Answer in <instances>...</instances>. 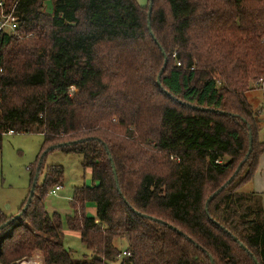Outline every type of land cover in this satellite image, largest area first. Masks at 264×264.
<instances>
[{"label": "trees", "instance_id": "1", "mask_svg": "<svg viewBox=\"0 0 264 264\" xmlns=\"http://www.w3.org/2000/svg\"><path fill=\"white\" fill-rule=\"evenodd\" d=\"M45 1L19 0L18 33H0V149L11 129L43 134L32 186L47 148L77 140L56 148L91 169L66 219L88 252L73 257L45 209L64 172L51 165L0 228V260L264 264V192L243 189L264 151L247 96L264 83V0ZM13 217L0 208V225Z\"/></svg>", "mask_w": 264, "mask_h": 264}, {"label": "rangeland", "instance_id": "2", "mask_svg": "<svg viewBox=\"0 0 264 264\" xmlns=\"http://www.w3.org/2000/svg\"><path fill=\"white\" fill-rule=\"evenodd\" d=\"M145 7L149 0H137ZM45 10L53 11V0L45 1ZM256 93H255V92ZM252 94L257 100L264 101V83L262 87L255 88ZM260 107V106H258ZM264 132V130H263ZM44 136L39 132H15L4 133L2 147L0 149V208L7 214L17 215L22 203L29 194L31 188V171L38 155L41 153ZM51 165L63 166L62 188L57 194H51L49 190L44 197L45 209L49 213L58 212L63 222L64 236L62 242L66 248L73 252V257L80 258L88 252L82 243L80 233L77 230L69 229L67 217L73 212L70 200L74 195V189L81 185H93L94 180L90 168L82 164V155L78 153L65 152L60 148L52 149L44 159V166L38 177V184L41 185L45 178L47 169ZM248 184L243 186L247 188ZM53 186V185H52ZM86 214L96 216V204H86ZM117 246H125L124 239H115ZM122 247V248H123ZM43 253L35 250L30 256L32 262L43 261ZM121 259L117 261L120 262Z\"/></svg>", "mask_w": 264, "mask_h": 264}, {"label": "built area", "instance_id": "3", "mask_svg": "<svg viewBox=\"0 0 264 264\" xmlns=\"http://www.w3.org/2000/svg\"><path fill=\"white\" fill-rule=\"evenodd\" d=\"M19 0H16L15 4L7 10L5 3L3 0H0V33L7 32L10 34H17L20 26L19 16L16 11V4ZM180 64V63H179ZM3 69L0 67V81L2 78ZM261 82L264 81L263 78L259 79ZM7 133H14V130H9ZM62 188V184H57L50 189L51 194H57L58 191ZM130 255V252L127 250H123L122 256ZM0 264H4L0 260ZM13 264H42V261H34L31 259H21L17 260Z\"/></svg>", "mask_w": 264, "mask_h": 264}, {"label": "crops", "instance_id": "4", "mask_svg": "<svg viewBox=\"0 0 264 264\" xmlns=\"http://www.w3.org/2000/svg\"><path fill=\"white\" fill-rule=\"evenodd\" d=\"M253 90L255 89L249 90L247 92V96L249 100L251 101V103L254 105V107L262 108V112L260 114V121L258 125L260 128L259 137L261 140L264 141V132H263L264 130V101L257 100L256 96L253 97L254 96V94H252ZM249 182H250V185L249 186L247 185V188L245 190H254L258 192H264V151L259 156L258 167L254 173L253 178Z\"/></svg>", "mask_w": 264, "mask_h": 264}, {"label": "water", "instance_id": "5", "mask_svg": "<svg viewBox=\"0 0 264 264\" xmlns=\"http://www.w3.org/2000/svg\"><path fill=\"white\" fill-rule=\"evenodd\" d=\"M151 10H152V4L150 3V6H149V13L151 12ZM149 28H151V24H149ZM158 80H159V82H160V75H159V77H158ZM250 139H251V141H250V145H252V137H250ZM77 140H75V141H71V142H62V143H59V144H57V145H51V146H49L48 148H47V150L45 151V152H47L48 150H50V149H54V148H56V147H60V146H63V145H68V144H70V143H73V142H76ZM250 150H251V147H250ZM239 168H240V166H239ZM238 171V170H237ZM236 171V172H237ZM114 172L116 173V170L114 169ZM38 176H39V172H37L36 173V176H35V181L33 182V184H32V186H31V189H30V194H29V197H28V199H27V204H26V206L23 208V211H25L26 209H27V207H28V205H29V203L32 201V198H33V195H34V192H35V186H36V181H37V179H38ZM234 176H232L230 179H228V181H227V183H230L231 182V180H232V178H233ZM226 183V184H227ZM226 184H224L221 188H219L217 191H215L213 194H211L210 196H209V198H208V200H207V205L209 204V202L225 187V185ZM20 215H21V213H18L17 215H15L12 219H10V220H8L6 223H4V224H2V225H0V228H3L5 225H7V224H9L13 219H15V218H18V217H20Z\"/></svg>", "mask_w": 264, "mask_h": 264}]
</instances>
